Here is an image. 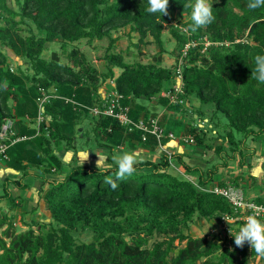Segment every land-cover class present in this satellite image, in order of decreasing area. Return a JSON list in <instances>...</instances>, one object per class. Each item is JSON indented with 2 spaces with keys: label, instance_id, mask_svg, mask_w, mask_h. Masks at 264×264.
<instances>
[{
  "label": "trees",
  "instance_id": "1",
  "mask_svg": "<svg viewBox=\"0 0 264 264\" xmlns=\"http://www.w3.org/2000/svg\"><path fill=\"white\" fill-rule=\"evenodd\" d=\"M186 2L169 0V15L163 16L146 12L148 0H0V134L8 121L13 124L10 137L4 141L0 137V144L8 145V159L0 155V161L20 175L1 182L0 204L9 202L10 211L20 206L11 188L25 192L36 177L47 186L41 192L54 221L52 227L39 222L19 232L3 211L0 264H253L257 258L264 262L247 243L237 248L234 235L227 241L219 235L194 238L187 232L196 217L220 225L229 220L246 223L241 220L243 211L215 190L240 191L241 178H224L220 169L237 161L247 165L254 154L248 153L249 141L264 138V85L251 79L254 57L264 55V7L250 10L248 0H210L216 19L193 33L191 20L179 21L186 32L172 24L177 13L190 16L191 9L183 8ZM166 26L178 44L175 67L131 64L123 52H115L119 39L113 33L129 27L141 44L153 38L160 48L155 62L162 63ZM104 39L110 40L104 56L106 73L98 71L76 45ZM56 42L68 63L56 52L51 59L44 57L47 46ZM5 49L28 67L20 65L14 71ZM180 75L182 92L171 90L176 97L171 103L163 94ZM109 79L134 121L150 118L148 103L156 98L168 113L181 112L184 103L189 104L194 123L187 133L195 145L186 143L187 147H195L191 153L197 148L212 151L217 161L200 157L204 168L190 166L181 154L163 150L158 160L139 161L133 175L117 181L116 190L105 183L106 176L115 178L113 160L108 171L78 163L65 169L57 150H75L80 135L86 139L84 148L109 152L146 144L163 148L171 141L160 145L149 135L144 143L140 131L128 132L118 120L96 116L92 109L104 108L99 91ZM195 100L200 102L197 108L192 106ZM198 120L210 131L196 126ZM175 127L166 130L173 132ZM216 128L222 130L218 133ZM213 132L226 144L207 143ZM63 171L62 179H52ZM43 173L51 179H44ZM241 192L247 202L264 206L259 196L250 199ZM81 230L91 233V242L77 240L74 233ZM156 235L163 240L151 248Z\"/></svg>",
  "mask_w": 264,
  "mask_h": 264
},
{
  "label": "rangeland",
  "instance_id": "2",
  "mask_svg": "<svg viewBox=\"0 0 264 264\" xmlns=\"http://www.w3.org/2000/svg\"><path fill=\"white\" fill-rule=\"evenodd\" d=\"M190 16H186L183 14L177 13L175 15V20H173L172 24L177 27L181 32H186V30L179 26V21L182 23H185L187 21H190ZM113 37H117L119 41L117 42L115 52H123L125 55V60L128 63L135 64V63H143V64H150L154 63L157 64L160 67L164 68H173L177 64V54H178V44L176 39L172 36L170 31V26H166L163 34L164 39V47L166 49V53L163 55L162 63H156L155 57L158 55L160 48L154 43V40L152 37L147 38V42L144 44L140 43V37L137 33H133L130 31L129 27L120 29L119 31H116L113 33ZM110 40L104 39L102 41L95 40L93 43H87L86 40L81 41L77 43L76 45L80 48L81 51H83L87 57L91 60V62L95 65V67L98 69V71L102 73H106V63L104 61V56L107 53V48L109 46ZM73 47V46H72ZM71 49V47H70ZM6 50V49H5ZM6 52L9 54V56L12 58V66L13 70L16 71L18 66H22L23 68H27L28 65L24 64L19 58L15 57V55L10 50H6ZM58 53L61 60L64 63H68V60L66 58V54L63 53L61 45L59 42L50 44L47 46L46 51L44 52V57L47 59H51L53 53ZM116 76L119 75L120 70H115ZM182 84V82H181ZM180 81L177 79L173 82V85L167 87V91L165 92L166 95H172L171 90H175L176 87H180ZM114 81L111 79L107 80L103 83V85L100 88L99 94H103L106 96V94L112 93V90L114 88ZM106 93V94H105ZM165 97V96H164ZM158 104V98L153 99L151 102L148 103L149 109L159 108L160 106ZM153 105H156L152 107ZM189 105V104H188ZM193 108H197L200 106V102L195 100L192 104ZM189 107V106H187ZM190 108V107H189ZM191 109V108H190ZM162 110V107L160 106L159 112ZM192 114L190 116L188 115V118H192ZM151 115H153L151 113ZM158 115V114H155ZM211 115V114H210ZM160 120L162 122V114L160 115ZM192 120V119H191ZM196 126H199L200 128L206 129L208 127V124L201 120L199 122L196 121ZM224 124V123H223ZM168 126V125H167ZM167 128V127H165ZM208 129V128H207ZM218 129V133L221 129ZM82 130V128H81ZM210 131V128L208 129ZM214 131V130H213ZM213 138H212V137ZM220 134H217L216 132H213V134L209 135V138L207 140V143L213 144V145H221L226 144V140L222 137H219ZM177 140L178 136L176 135ZM174 140V141H177ZM86 139H82L81 135L78 136V139L76 140V149L72 151L65 150H57V154L59 157L63 160L65 169L68 167V164H80L81 154L83 152H90L89 153V160L88 162L84 163L86 165H90L91 167H96V161L98 157L95 154H100L105 157H107L108 164H112V160L114 156L123 154L125 152H130L135 154V156L139 161L143 160H158L162 154L167 148L163 149L162 147H152L151 144L141 145L139 147H131V146H124L119 149H115L112 152H109L105 149H95L92 148H84ZM190 145H195L190 144ZM165 147V146H164ZM248 147H250V152L248 153H254L248 160V164L250 166H239L238 161L236 164H233L230 168L227 169H220V173L222 176L229 177V176H237L240 177L241 180L239 182V189L240 191H244L246 196L248 198H254L256 196H259L264 200V138H261L257 141H249ZM195 148V147H194ZM164 150V151H163ZM188 151H192L191 148L186 149V153ZM198 153L201 152L202 156L205 159H210V161L214 160L217 161V158L214 157V153L212 151L206 152L203 149L197 150ZM197 152H193L190 157L191 160H188V163L195 164L201 167H205V163L203 160H199L200 157H197ZM199 156V155H198ZM202 158V159H203ZM194 159V160H192ZM4 164V162L0 161V164ZM67 165V166H66ZM7 168L5 165H0V179L4 174L7 172ZM34 170V169H33ZM66 172V171H65ZM65 172H61L60 175L56 174L53 178L55 179H62V177L65 175ZM31 173H36V171H33ZM60 173V172H59ZM39 175V174H38ZM44 175V173H43ZM255 176L256 181H252V177ZM44 179H51V176L44 175ZM243 178V179H242ZM5 178H3L4 180ZM2 180V179H1ZM2 180V182H3ZM31 184V187L29 190L23 192L19 189L12 188V192L15 197H18V201L21 202V205L14 208L12 211L8 210L10 205L9 202H3L0 204V217H2L3 211L7 210L13 221L15 222V225L17 227V230L19 232L26 231L28 229V225H36L37 223H47L50 227L54 225V221L52 220L50 216V212L47 209L46 203L43 199V193L41 192V189H46L47 186L42 187L40 179L34 177L29 180ZM1 184V181H0ZM1 188V187H0ZM242 225L239 223H236L235 221H228V223H223L222 225L218 224L215 220H206V219H200L195 218L193 222L189 224V230L187 231L192 237H204V236H211V235H219L222 237V239H229L234 235L237 234L239 228ZM74 236L77 238L79 242H91L92 235L87 230H81L74 233ZM163 240V237L156 235L154 238L150 240V247L152 248L156 243ZM175 253H177V250H175ZM253 264H264L263 260L261 258H257V260Z\"/></svg>",
  "mask_w": 264,
  "mask_h": 264
},
{
  "label": "clouds",
  "instance_id": "3",
  "mask_svg": "<svg viewBox=\"0 0 264 264\" xmlns=\"http://www.w3.org/2000/svg\"><path fill=\"white\" fill-rule=\"evenodd\" d=\"M247 6L250 10H256L264 7V0H248ZM168 7L169 0H148L146 12L167 16L169 15ZM183 8L191 9L190 19L192 23L189 25V30L193 33L207 27L216 19L213 15V3L210 0H194V2L193 0H187L183 4ZM254 63L255 69L252 71L251 79L256 80L260 85H264V55H256ZM89 153L83 152L81 154V167H83L84 163L88 162ZM95 155L98 157L95 165L98 170L101 168H104L105 171L111 169L107 157L100 154ZM113 159L117 164L115 178L106 176L105 183L110 185L112 190H116L119 186L117 181L124 180L126 177L134 174L138 159L135 154L130 152L114 156ZM233 239L237 248H243L247 243L258 256L264 257V222L258 219L255 214L247 216L246 223L239 228ZM229 251H232V249Z\"/></svg>",
  "mask_w": 264,
  "mask_h": 264
},
{
  "label": "built area",
  "instance_id": "4",
  "mask_svg": "<svg viewBox=\"0 0 264 264\" xmlns=\"http://www.w3.org/2000/svg\"><path fill=\"white\" fill-rule=\"evenodd\" d=\"M181 68V66H180ZM179 69V74H180ZM178 80L180 81V84L182 82V76L180 75ZM176 93L182 92V84L180 87L175 88ZM165 97H169L171 99V103L176 102L175 96H168L165 93L163 94ZM122 96L118 93H110L106 96H104V108L95 107L92 109V112L98 116V115H105L108 117H112L119 121V123L126 128L128 132H133L135 130L140 131L142 133V140L144 143L148 141L149 135L154 136L158 143L162 145V142L165 139H169L171 141L177 140L176 134L174 132H168L166 128L162 125V122L159 117H150L149 119H140L139 121H134L130 117V109L128 107H124L122 105ZM48 99V96H46L41 104H43ZM42 106V105H41ZM13 124L12 121H8L2 130V133L0 134L1 139L4 141L5 139L10 137L11 130H12ZM184 143L193 144L194 138L191 136L187 137H181L180 139ZM162 147V146H161ZM8 148V145L6 143L0 144V155L3 156L4 159H8V156L6 155V150ZM170 154V153H169ZM216 193L223 194L227 198L231 200V202L240 208L244 215L242 216L241 220L246 221V218L248 215L255 214L257 218H264V206L263 205H256L254 203H249L244 199L243 193L241 191L234 190L232 188L227 190L222 189H216Z\"/></svg>",
  "mask_w": 264,
  "mask_h": 264
},
{
  "label": "crops",
  "instance_id": "5",
  "mask_svg": "<svg viewBox=\"0 0 264 264\" xmlns=\"http://www.w3.org/2000/svg\"><path fill=\"white\" fill-rule=\"evenodd\" d=\"M113 88L115 87V84L114 86H112ZM112 93H116L115 89L112 90ZM106 94V93H105ZM103 97L104 95L101 94ZM107 95V94H106ZM186 104V106L183 108V110L181 112H177V113H172V112H167V110L165 108H162V110L159 112V108L160 106H158L159 108H154V109H151L150 108V111L153 115H151L150 117H160V115L162 114L163 118H162V123H164V125L166 127H170V126H176L173 130V132L176 133V135L178 136V139H180L181 137H187L189 136V134L187 133V129L190 125H192L194 122L188 118V115L192 112V108L190 107V105H188L187 103H184V105ZM158 105V104H156ZM156 105H153L152 107L156 106ZM189 106V107H187ZM155 114H158V115H155ZM195 117H197L195 115ZM168 125V126H167ZM167 148L165 151L170 153V154H181L183 156V159L184 161L189 164L190 166H198V165H195V164H191V163H188L189 161L188 160H191L190 157L193 158L192 153H190V151H188V153H186V149H188L189 147H187V144L182 142L181 140H177V141H170L168 142L165 147H163V149ZM191 148V146H190ZM194 147L192 146V149ZM199 150V148L196 149V151ZM201 150V149H200ZM197 157H200V155L202 156L201 152L198 153L197 151ZM201 158H199L200 160ZM194 160V159H192ZM176 160L174 159L173 160V163H174V166L176 167V169L182 174L181 170H180V166L176 164L175 162ZM201 161V160H200ZM2 162V161H1ZM0 165H5V164H0ZM5 167L7 168V172L4 174V176L1 177V179L3 180V178H7V177H11L12 179H18L20 177V175H18L17 172H15L14 170L8 168L6 165ZM201 167V166H200ZM204 168V167H203ZM34 170H31V172H33ZM0 179V181L2 182V180ZM4 181V180H3ZM12 190V188H11Z\"/></svg>",
  "mask_w": 264,
  "mask_h": 264
}]
</instances>
